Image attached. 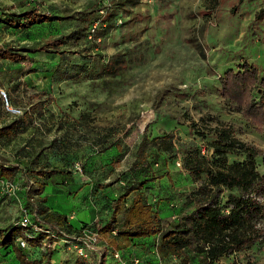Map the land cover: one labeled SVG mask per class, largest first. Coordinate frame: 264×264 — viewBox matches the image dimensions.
Segmentation results:
<instances>
[{"label": "rangeland", "instance_id": "1", "mask_svg": "<svg viewBox=\"0 0 264 264\" xmlns=\"http://www.w3.org/2000/svg\"><path fill=\"white\" fill-rule=\"evenodd\" d=\"M19 0H0V5H11ZM91 0H35L43 11L62 8L79 10ZM105 4L110 0H103ZM262 0H138L115 12L102 39L106 56L130 46H139L146 53L143 64L132 66L111 89H105L101 80L56 81L52 75L57 56L44 52L34 55L33 62L21 64L16 75L20 82L17 92L9 90V81L0 74V88L10 92L9 103L23 110L36 100H42L40 113L35 114L26 131L11 141L0 142V153L10 160L28 141L42 140L39 166L69 170L74 184L85 182L78 192L74 186L49 183L45 194L55 211L77 220L85 217L87 227L99 236L93 249L85 247L79 254L71 237L59 236L47 244L53 250L52 264H119L111 251L104 256V240L98 230L109 219L115 199L123 191V181H141V175L129 172L134 150L141 137L170 134L173 150L163 153L155 173H167L150 179L145 184L148 201L158 210L164 226L177 214L187 209L185 194L197 183L183 167L182 159L192 148H199L211 162V129L216 121L234 128L235 135L264 152V133L241 114L240 105L227 102L222 96L219 77L228 69H236L244 62L264 69V19L255 20V12ZM237 5L234 11L231 8ZM74 21H55L33 26L27 30L7 28L0 24V44L31 47L44 40L67 32ZM196 45L203 47L204 56ZM76 47L87 48L83 40ZM90 48V54L98 51ZM89 52V51H88ZM87 52V54H88ZM71 58L79 60L76 54ZM90 56V55H89ZM90 59V57H87ZM87 59V60H88ZM10 64L3 63V66ZM12 68L15 65H11ZM245 96H242V100ZM238 107V108H237ZM41 116V117H40ZM12 116L5 109L0 112V125ZM208 128L207 137L199 131ZM50 142H52L50 144ZM119 142L124 151L111 146ZM109 145V146H107ZM101 151V148L105 147ZM243 155H229L228 160H241ZM257 169L264 172L261 156L256 159ZM121 178V179H120ZM19 191L23 178L16 177ZM132 183V182H130ZM225 189L221 195L224 202ZM52 195V196H51ZM0 198V226L21 217V199L7 194ZM97 214L91 221L90 214ZM257 226H264L258 222ZM159 236L148 240H134L122 249L127 264L139 257V264H157L150 246ZM46 238L40 246L27 245L29 256H40ZM18 264L12 250L0 252V264ZM162 264L182 263L177 257H162ZM221 264H264V249H251L223 256ZM137 263V264H138Z\"/></svg>", "mask_w": 264, "mask_h": 264}, {"label": "trees", "instance_id": "2", "mask_svg": "<svg viewBox=\"0 0 264 264\" xmlns=\"http://www.w3.org/2000/svg\"><path fill=\"white\" fill-rule=\"evenodd\" d=\"M34 2L19 0L11 5H0V24L7 28L27 30L55 21L73 20L74 23L67 32L31 47L0 44V74L7 77L9 90L17 92L20 82L15 79L22 71L21 64L33 62L34 55L39 52L57 56L52 73L54 80H101L105 89H111L113 82L123 78L132 66L145 62L146 53L139 46L120 49L109 56L102 49V39L115 12L136 4L138 0H110L107 4L103 0H91L82 9L62 8L59 11H43ZM262 3L254 15L257 21L264 19V0ZM237 8L234 5L231 10ZM81 40L87 47L85 50L81 47L69 49L70 45H77ZM196 46L204 56L203 47ZM90 48L99 50L90 54ZM70 54L78 55L79 60L71 58ZM5 62L10 64L3 66ZM219 79L225 101L238 103L241 115L264 133V69L260 73L256 66L244 62L236 69L228 68ZM11 91L9 94L7 92L10 99ZM41 104L42 100L38 99L27 106L21 115L12 116L10 121L1 124L0 142L11 141L26 131L34 115H41ZM3 109L4 103L0 98V112ZM205 131L208 133V128L198 130V133L207 137ZM210 133L211 162L201 154L199 148L189 149L182 159L183 167L197 185L185 194L189 209L177 214L166 227L158 210L147 199L145 184L150 179L167 175L155 173L154 167L161 164L163 153L172 152V136L163 133L141 137L133 152L129 172L144 179L137 183H126L123 176L120 178L123 191L115 199L109 219L98 230L100 237L106 240L104 256L107 251H111L112 255L117 249L122 252L134 240H150L156 236H159V240L150 246L152 253L157 245L161 259L174 256L182 263L221 264L218 262L221 257L234 252L254 246L264 249V226H257L258 222H264V172L257 169L256 163L259 156L264 161V152L239 139L234 128L222 121H216ZM41 144L42 140L37 144L28 141L11 160L0 153V180L16 181L18 176L23 178V188L18 191L21 208L29 212L32 223L46 225L54 235L35 231L30 225L15 224L18 219L0 226V252L3 249L12 250L18 264H52L53 250L47 246L48 243L59 236H79L88 229L87 223L74 225L66 214L49 206V195L44 193L49 183H69L74 186L72 193H75L85 186V182L74 184L69 170L39 166L37 160L41 152L36 148ZM109 145L116 146L118 155H123L119 142ZM229 155H243L244 158L229 161ZM225 189L230 192L222 203L221 195ZM18 237L23 238L29 246H40L44 237L47 243L41 249L40 256H29L18 244ZM81 262L79 264H83Z\"/></svg>", "mask_w": 264, "mask_h": 264}, {"label": "built area", "instance_id": "3", "mask_svg": "<svg viewBox=\"0 0 264 264\" xmlns=\"http://www.w3.org/2000/svg\"><path fill=\"white\" fill-rule=\"evenodd\" d=\"M32 1V0H29ZM0 98L4 103V109L5 111L10 114L11 116H19L22 114V109L16 106H13L9 103L8 94L7 92L0 88ZM19 185L16 181H11L7 179H1L0 180V196L7 194L10 196H14L18 198V191H19ZM15 224H20L23 226L30 225L31 228L35 231H44L49 236H54L50 229H47L46 225H37L35 223H32L30 214L26 209H22L21 217L15 222ZM65 237H71V240H73V247L77 249L79 254H85V247L93 249L94 245L98 239V234L96 232H92L89 229L83 230V232L79 236H68L64 235ZM18 244L25 248L27 246L26 241L18 237L17 238ZM153 254L155 256V260L157 264H162V259L160 258V255L157 251V245L153 248ZM113 257L119 261V264H127V259L124 258L122 252L120 250H115L113 253ZM131 263L137 264L139 262V258L132 257L130 259Z\"/></svg>", "mask_w": 264, "mask_h": 264}, {"label": "crops", "instance_id": "4", "mask_svg": "<svg viewBox=\"0 0 264 264\" xmlns=\"http://www.w3.org/2000/svg\"><path fill=\"white\" fill-rule=\"evenodd\" d=\"M79 183H81V182H79ZM46 189V188H45ZM45 192V191H44ZM46 193V192H45ZM49 195V194H48ZM50 196V195H49ZM52 196V195H51ZM52 203L53 204H55V205H57V206H61V203L60 202H57V203H54V202H48V204H49V206L53 209V210H55V208H54V206L52 205ZM96 215L97 214H90V217H91V221H94L95 219H96ZM84 218V220L83 219H81V220H77V222L75 223V222H73V220L74 219H76V217H74V215H69L68 216V219H69V221L70 222H72L74 225H77V226H80L81 224H83V223H88L87 221H86V219H85V217H83ZM13 264H17V263H13Z\"/></svg>", "mask_w": 264, "mask_h": 264}]
</instances>
